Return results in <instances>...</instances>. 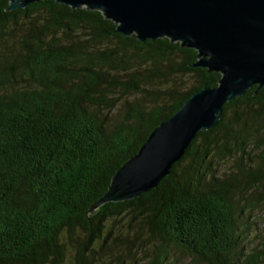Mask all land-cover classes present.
I'll return each mask as SVG.
<instances>
[{
    "label": "trees",
    "instance_id": "trees-1",
    "mask_svg": "<svg viewBox=\"0 0 264 264\" xmlns=\"http://www.w3.org/2000/svg\"><path fill=\"white\" fill-rule=\"evenodd\" d=\"M8 4L0 0V264H171L173 248L198 264H264V243L244 253L236 227L264 211V86L225 102L156 187L87 216L150 131L221 74L191 67L197 51L168 37L118 33L100 10ZM125 214L126 229H107Z\"/></svg>",
    "mask_w": 264,
    "mask_h": 264
},
{
    "label": "water",
    "instance_id": "water-1",
    "mask_svg": "<svg viewBox=\"0 0 264 264\" xmlns=\"http://www.w3.org/2000/svg\"><path fill=\"white\" fill-rule=\"evenodd\" d=\"M43 0H9L7 11ZM100 10L124 36L139 41L168 37L197 51L191 67L221 74L214 87L195 90L148 134L137 152L117 168L107 190L86 211L131 200L169 174L195 134L218 122L225 102L264 86V0H56ZM254 91V92H255Z\"/></svg>",
    "mask_w": 264,
    "mask_h": 264
},
{
    "label": "rangeland",
    "instance_id": "rangeland-1",
    "mask_svg": "<svg viewBox=\"0 0 264 264\" xmlns=\"http://www.w3.org/2000/svg\"><path fill=\"white\" fill-rule=\"evenodd\" d=\"M184 80L181 81V84L189 85L194 82L195 74H187L184 77ZM123 103V101H121ZM123 105V104H122ZM129 215L125 214L119 219L109 220L107 223V229H116L115 226H121V228L126 229V225L128 224ZM243 219L236 220L237 231L239 232V241L238 246H242L243 252L248 253L252 251L255 247L260 246L264 243V211H261L260 207L257 206L253 209L249 218L246 220L248 224L242 223ZM112 247H115L111 245ZM119 249H121L125 255L126 247H122L120 245ZM111 247V248H112ZM96 248H99V244L96 245ZM151 248H148L147 251H150ZM170 263L171 264H198L195 262L188 254L182 251L179 248L170 249ZM102 252V250L100 251ZM143 253L140 254V258H142ZM111 264H116L114 260H111ZM140 264V262L138 263Z\"/></svg>",
    "mask_w": 264,
    "mask_h": 264
}]
</instances>
